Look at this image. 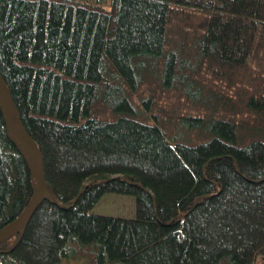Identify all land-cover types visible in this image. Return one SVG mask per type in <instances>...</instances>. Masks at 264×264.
I'll list each match as a JSON object with an SVG mask.
<instances>
[{
	"label": "trees",
	"instance_id": "obj_1",
	"mask_svg": "<svg viewBox=\"0 0 264 264\" xmlns=\"http://www.w3.org/2000/svg\"><path fill=\"white\" fill-rule=\"evenodd\" d=\"M0 74V264L264 260V0H0Z\"/></svg>",
	"mask_w": 264,
	"mask_h": 264
},
{
	"label": "water",
	"instance_id": "obj_2",
	"mask_svg": "<svg viewBox=\"0 0 264 264\" xmlns=\"http://www.w3.org/2000/svg\"><path fill=\"white\" fill-rule=\"evenodd\" d=\"M0 107L9 131H11L22 142L27 144L29 148L37 156L38 158L37 173L39 178L38 190L31 199L28 207L18 217L16 221H14L11 225L7 226L6 228L0 230V239H1L12 234L15 231H18L19 229L24 230L26 228L28 222L30 221L37 207L41 204V202L45 198L47 191H46V177L44 170L43 155L40 152L37 145L34 143V141L28 136L27 132L25 131L18 116V113L12 104V96L9 91V88L6 85L1 74H0ZM13 113L15 114L16 121H14L13 119ZM26 161L30 163V159L27 155H26Z\"/></svg>",
	"mask_w": 264,
	"mask_h": 264
},
{
	"label": "rangeland",
	"instance_id": "obj_3",
	"mask_svg": "<svg viewBox=\"0 0 264 264\" xmlns=\"http://www.w3.org/2000/svg\"><path fill=\"white\" fill-rule=\"evenodd\" d=\"M31 154V151L29 150ZM36 163V158L33 159ZM92 212L94 214L133 219L136 214L135 198L131 195L118 193H106L95 205ZM264 264V260H260Z\"/></svg>",
	"mask_w": 264,
	"mask_h": 264
},
{
	"label": "bare ground",
	"instance_id": "obj_4",
	"mask_svg": "<svg viewBox=\"0 0 264 264\" xmlns=\"http://www.w3.org/2000/svg\"><path fill=\"white\" fill-rule=\"evenodd\" d=\"M19 140H20V139H19ZM20 141H21V140H20ZM21 142H22V141H21ZM23 143H24V142H23ZM24 144H25V143H24ZM25 145L28 146L27 144H25ZM28 147H29V146H28ZM37 165H38V164H37ZM37 165H36V166H37ZM37 174H38V173H37Z\"/></svg>",
	"mask_w": 264,
	"mask_h": 264
},
{
	"label": "clouds",
	"instance_id": "obj_5",
	"mask_svg": "<svg viewBox=\"0 0 264 264\" xmlns=\"http://www.w3.org/2000/svg\"><path fill=\"white\" fill-rule=\"evenodd\" d=\"M44 158V157H43Z\"/></svg>",
	"mask_w": 264,
	"mask_h": 264
}]
</instances>
